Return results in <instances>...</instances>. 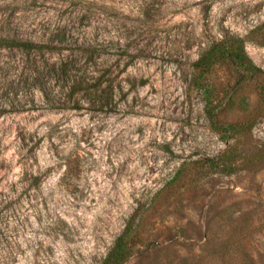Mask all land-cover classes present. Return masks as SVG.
Instances as JSON below:
<instances>
[{
	"label": "rangeland",
	"instance_id": "rangeland-1",
	"mask_svg": "<svg viewBox=\"0 0 264 264\" xmlns=\"http://www.w3.org/2000/svg\"><path fill=\"white\" fill-rule=\"evenodd\" d=\"M224 36L264 71V0H0V264H98L135 213L125 264H264V78L205 76L215 129L192 76Z\"/></svg>",
	"mask_w": 264,
	"mask_h": 264
},
{
	"label": "trees",
	"instance_id": "trees-1",
	"mask_svg": "<svg viewBox=\"0 0 264 264\" xmlns=\"http://www.w3.org/2000/svg\"><path fill=\"white\" fill-rule=\"evenodd\" d=\"M18 47H21L24 50H28L30 48V44L28 43H20L15 44ZM217 65H223L226 67H231L236 72L243 73V77H263L264 71L257 68L252 61L247 57L244 51V45L241 39L224 36L218 42L209 43L204 49H202L199 53L197 59L192 62V76L194 78L195 86L202 90V94L204 95V106L203 109L209 121L213 123V128L220 126L216 122V117L222 112L221 110L217 112V109H221L217 104L219 102H214L215 100H210L212 89L209 87L208 83L204 84L203 79L206 75L210 74L212 70ZM69 71L65 67L59 68V74L62 78L68 80L67 74ZM75 83L69 85V89L72 90ZM215 103V104H213ZM217 105V107H215ZM224 126V125H222ZM245 126L243 124H235V125H226L224 126V130L228 131H240ZM231 154L225 157V161L217 162L210 161L209 168L213 170H217L223 173L230 174L233 172L234 167L231 166ZM182 169H179L177 173H175L174 177L171 181H176L182 175ZM141 223V216L135 213L133 216L129 218L126 222L122 232L115 238L113 245L108 250L105 257L98 264H125L133 255L135 247L138 244L139 239V228ZM217 239L215 237L211 238L209 241L204 242V246L208 251L209 256L217 257V252L220 247L216 243ZM170 264V263H167Z\"/></svg>",
	"mask_w": 264,
	"mask_h": 264
}]
</instances>
